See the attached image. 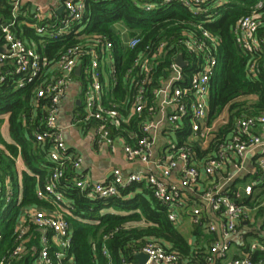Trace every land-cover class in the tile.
<instances>
[{"label":"built area","instance_id":"2783aa9c","mask_svg":"<svg viewBox=\"0 0 264 264\" xmlns=\"http://www.w3.org/2000/svg\"><path fill=\"white\" fill-rule=\"evenodd\" d=\"M11 1V21L8 24L0 21V83L8 74L16 73L19 75L16 88L34 83L38 86L36 102L40 98L50 99V105H44L46 130L37 133L35 138L41 142L49 140V159L54 166L44 186L36 191L44 206L25 207L17 217L13 246L1 243L3 234L0 231V264H73L72 233L66 217L71 215L73 205L61 188L67 168L74 171V185L89 198L118 195L120 187L143 183L168 207L167 216L175 225L188 216L192 225L206 221L208 233H220V237L209 242V256L202 263L188 261L180 253L168 251L160 242L149 238L139 251L148 257L144 264H221L234 240L240 254H232L223 264H264V258L260 257L264 255V238L247 241L238 232L239 222L252 218L250 202L256 201L255 189L262 191L260 180L255 179L253 173L243 190L230 185L231 177L226 182L216 180V174L226 165H231L238 173L242 168L241 159L247 153L255 156L254 172L264 173V113L238 118L231 137L221 142L215 140V131L225 123V117L210 123L207 120L210 80L216 70L220 39L204 23L215 20L219 15L217 8L228 0H134L145 12L178 2L192 17L202 16V19L191 21L190 27L183 28L177 39V45L182 46L188 58L182 52L170 53L172 44L167 40L153 39L143 43L139 34L130 35L126 26L117 25L123 51L140 47L134 63L125 73L132 93L118 102L111 90V81L117 71L112 41L100 34L86 37L59 53L50 63L37 52L34 44L11 29L21 23L42 39H57L69 34L82 21L87 0H49L54 4L34 5L31 10L24 5L25 0ZM263 6L264 0H257L233 27L238 45L252 55L248 64L251 74L256 71V54L264 67V29L259 33L264 26ZM19 16L23 17L22 22L17 21ZM81 55L88 57L84 67L80 64ZM178 55H182L185 65L177 62ZM78 65L84 78L82 108L74 113L75 123L97 121L95 126H88L93 128L96 141L110 147L119 145L124 159L140 162L141 171L125 173L114 167L106 182L91 181L77 171L82 158L66 144L63 131L57 126V117ZM48 70L52 72L49 76ZM125 104L128 106L121 114L118 107ZM133 116L140 120L131 124ZM185 127L188 135L182 139L178 132ZM112 129L118 132L113 134ZM159 137L162 141L158 146ZM213 140L214 155L198 158L194 147L206 150ZM205 180H209V184ZM11 193L10 182L6 179L2 184L0 179V203L4 197L5 202H9ZM19 198L16 203L20 202ZM245 199L248 204L244 203ZM260 205L264 206V199ZM101 252L108 255L106 246ZM256 254L259 256L254 259ZM120 264L138 263L121 259Z\"/></svg>","mask_w":264,"mask_h":264},{"label":"trees","instance_id":"16d2710c","mask_svg":"<svg viewBox=\"0 0 264 264\" xmlns=\"http://www.w3.org/2000/svg\"><path fill=\"white\" fill-rule=\"evenodd\" d=\"M143 1V0H140ZM11 0H0V21L8 24L11 21ZM257 0H228L219 6L218 17L204 25L219 39L217 48V65L210 80L208 97V123L226 115L225 123L215 131V140H227L231 137L235 122L242 116H258L264 113V67L261 57L256 54V71L248 72V64L252 60L251 53L244 51L238 45L233 27L237 20L248 12L249 6ZM215 8V10H216ZM264 11V6H263ZM192 17L189 11L178 2L159 7L151 12L141 10L134 0H103L93 2L87 0L86 10L82 21L71 29L69 34L57 39H42L35 31L24 24L18 23L11 27L19 37L34 44L37 52L50 63L54 62L59 53L66 48L81 42L84 38L100 34L105 40L113 42L117 71L111 81L115 102L126 100L132 93L126 81L125 73L134 63L136 50L121 49V35L117 25L126 26L129 34H139L143 43L151 40H167L172 44L171 52H182L188 58L182 46L177 45V39L183 28H189V23L201 20ZM23 17L17 18L22 22ZM264 29H259L261 33ZM1 34V31H0ZM82 67L87 63V55L80 56ZM80 66V68H81ZM190 67L188 65L187 69ZM160 67L157 69L159 70ZM48 70L47 76L51 75ZM84 78L83 72H80ZM16 73H10L0 83V115L8 114V131L10 142L0 136V179L2 184L7 179L10 182L12 193L10 201L5 197L0 203V231L3 234L2 244L7 247L14 245V228L17 217L22 209L29 206L41 207L44 204L37 197L36 191L44 186L52 172L54 163L49 159L51 143L48 139L37 141L35 136L46 130L47 109L50 99L40 98L36 102L38 86L29 83L16 88ZM103 82H106L103 79ZM250 96H255L250 99ZM104 101L106 102V86L104 87ZM125 104L118 107L124 113ZM140 118L133 116L131 124ZM98 122L91 120L81 125L95 126ZM127 127V126H124ZM129 128V126H128ZM137 130V128H134ZM112 129V133H117ZM185 139L188 129L185 127L178 132ZM215 141L206 150L194 147L198 158L213 156L212 150ZM20 156L28 171L19 174L16 169V158ZM74 171L66 169L61 185L64 194L70 199L73 209L67 215L72 233L70 250L73 254V264H120L121 259L135 262V255L144 246L147 239L153 238L160 242L168 251L180 253L185 259L202 263L207 256L210 235L204 244L195 246L187 242L178 231L176 225L169 220L168 207L157 200L152 191L143 183H131L120 187L118 195L89 198L86 192L74 185ZM253 177L260 180L264 193V173L256 171ZM60 185V186H61ZM20 194V202H17ZM246 200V199H245ZM112 209L117 212H106ZM7 214V215H6ZM206 221L193 225L194 234H203ZM206 229V228H205ZM209 241V242H208ZM106 246L108 255L101 252ZM259 254L254 256L256 259ZM261 258L264 255L260 254Z\"/></svg>","mask_w":264,"mask_h":264},{"label":"crops","instance_id":"0c3cea01","mask_svg":"<svg viewBox=\"0 0 264 264\" xmlns=\"http://www.w3.org/2000/svg\"><path fill=\"white\" fill-rule=\"evenodd\" d=\"M53 4L54 3L49 0H25L24 3L28 10H31L34 5L51 6ZM82 89L83 78L80 72L77 74L75 73L68 84L66 96L63 103L60 105L57 117V126L62 129L66 144L82 158L81 167L77 171L95 182L108 181L111 170L114 167L121 168L125 173L141 171L143 168L140 162L127 161L124 159L122 149L119 145L110 147L107 146L106 143H99L94 138L92 127H85L75 123L74 113L82 108ZM249 98L254 99L255 96H250ZM222 117H226V115L224 114ZM256 131L260 132V129L257 128ZM0 136L8 142L12 141L8 131V114L0 115ZM161 141L162 138L159 137L158 146L161 144ZM0 147H2L1 144ZM254 158L255 156L253 153H247L241 159L242 168L238 173L235 172V169H232L231 165H226L220 173L216 174V180L226 182L227 178L231 177L229 181L230 185L234 184L235 186H240V189L243 190V187L249 183L247 182L248 179H252V174L255 171ZM16 169L19 174L20 184L21 172L28 171L20 156L16 158ZM205 183L209 184V180H205ZM203 185L204 183H202V186ZM253 193L254 196L258 195L255 202H250V205L253 206L251 210L252 218L244 221L242 220L238 225V232L245 240L247 239V241L256 237L258 239L264 238V206L260 205L261 201L264 199V193H261L260 189H255ZM18 197H20V194ZM20 199L21 197L19 200ZM244 203L248 204V200L246 199ZM109 211L117 212L112 209L106 210V212ZM206 224L204 225L203 234L201 233L199 236L194 234V227L188 216L181 218L176 227L191 245L204 244V246H206V239H208L209 235L212 239L220 237L219 231L208 233L205 230ZM236 247L237 242L234 240L231 245V251L225 260L220 261L221 264L232 257V254H240L239 248ZM135 262L141 264L137 259ZM218 264L220 263L218 262Z\"/></svg>","mask_w":264,"mask_h":264},{"label":"water","instance_id":"95a60500","mask_svg":"<svg viewBox=\"0 0 264 264\" xmlns=\"http://www.w3.org/2000/svg\"><path fill=\"white\" fill-rule=\"evenodd\" d=\"M59 12L61 11V8L58 10ZM0 50H2V47L0 46ZM177 62L181 65H185V61L183 60L182 55H178L177 56ZM80 65H78L76 67L75 73H79L80 72ZM135 258L137 259V261L141 264H144L147 261V255L143 252H139L135 255Z\"/></svg>","mask_w":264,"mask_h":264},{"label":"rangeland","instance_id":"374dc122","mask_svg":"<svg viewBox=\"0 0 264 264\" xmlns=\"http://www.w3.org/2000/svg\"><path fill=\"white\" fill-rule=\"evenodd\" d=\"M247 182H250V180L248 179V181Z\"/></svg>","mask_w":264,"mask_h":264}]
</instances>
